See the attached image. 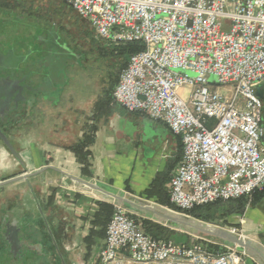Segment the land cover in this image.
<instances>
[{
    "label": "built area",
    "instance_id": "1",
    "mask_svg": "<svg viewBox=\"0 0 264 264\" xmlns=\"http://www.w3.org/2000/svg\"><path fill=\"white\" fill-rule=\"evenodd\" d=\"M63 1L99 37L143 43L120 71L112 97L181 137L182 157L168 184L179 212L264 186L262 100L257 94L264 83V0ZM211 75L215 81H209ZM99 264L248 260L233 248L214 253L201 244L154 239L138 218L115 206Z\"/></svg>",
    "mask_w": 264,
    "mask_h": 264
},
{
    "label": "crops",
    "instance_id": "2",
    "mask_svg": "<svg viewBox=\"0 0 264 264\" xmlns=\"http://www.w3.org/2000/svg\"><path fill=\"white\" fill-rule=\"evenodd\" d=\"M30 70L34 71L31 66ZM44 78L40 73L24 81L25 98L16 111L1 118V123L27 168L53 167L29 180L48 217L64 264H99L106 230L101 233L102 225L92 221L97 202L108 201L94 190L82 189L69 176L154 200L146 191L157 175L173 174L179 137L164 123L115 102L108 105L107 112L96 114L94 104L101 94L93 99L91 110L82 112L77 101L79 89L72 92L68 80L48 83ZM39 86H43V92L39 89L32 95L31 89ZM257 92L262 100L264 131V83ZM92 126L95 131L88 147L91 175L87 176L69 147ZM22 172L0 143V180ZM168 184L165 187L169 189ZM5 195L12 198L5 202L7 205L0 204V264H60L27 183L19 180L1 186L0 200ZM236 217L239 230L264 245V197L248 207L245 215Z\"/></svg>",
    "mask_w": 264,
    "mask_h": 264
},
{
    "label": "trees",
    "instance_id": "3",
    "mask_svg": "<svg viewBox=\"0 0 264 264\" xmlns=\"http://www.w3.org/2000/svg\"><path fill=\"white\" fill-rule=\"evenodd\" d=\"M3 1V0H0ZM29 5V9L34 6L37 0H14ZM50 1V0H49ZM54 4L71 8L63 0H52ZM71 10L80 17L72 8ZM88 24V22H87ZM89 25V24H88ZM85 33L91 38L92 49L98 53L99 58L105 61L110 58L109 70L107 72V84L102 88L101 96L95 101L94 110L96 114L107 112L108 105L113 101L112 90L118 81L120 71L126 66L131 54L144 48L143 43H117L110 42L95 33L90 27ZM93 31V32H92ZM61 51L76 54L73 48L64 41L53 28H47L44 23L37 20L29 22L28 18H23L17 13L4 12L0 14V127L4 130L1 120L7 113L16 111L18 104L25 98L23 91L24 81L29 76L44 74L48 83H64L58 75H61L62 68L54 67L50 60L57 57ZM63 54H60L61 56ZM64 56V55H63ZM50 62V63H49ZM70 61L64 62L65 69L70 66ZM63 63V61H62ZM29 66L33 70L28 71ZM36 66H39L36 69ZM41 68V69H40ZM40 70V71H39ZM43 86L32 88L31 91H39ZM25 93H27L25 91ZM35 92L32 93V95ZM36 94V93H35ZM20 105V104H19ZM97 116V115H96ZM2 118V119H1ZM95 126H92L88 133L83 134L82 138L70 145V149L75 154L78 162L82 165L81 171L84 175L90 176V156L89 145L93 141ZM179 137L178 153L175 160V167L182 157V143ZM1 143V141H0ZM174 167V168H175ZM173 168V169H174ZM172 174L161 177L157 175L146 191L148 197H154L157 203L172 208L176 211L180 209L170 201L169 189L165 184L169 182ZM264 197V186L255 189L249 195H243L230 199H218L209 203L195 205L185 210L184 213L197 219L215 223L222 226L239 227V222H232L233 216H241L248 207L256 205ZM52 197L49 202L51 203ZM98 210L94 213L93 223L101 224V233L106 230L108 221L114 211V205L105 201H98ZM137 218V215H134ZM144 232L154 239L172 240L178 244H189L191 237L188 233L180 232L166 225H162L148 218L138 216ZM204 247L214 253L225 251V247L212 243L204 242ZM252 264H255L252 262Z\"/></svg>",
    "mask_w": 264,
    "mask_h": 264
},
{
    "label": "rangeland",
    "instance_id": "4",
    "mask_svg": "<svg viewBox=\"0 0 264 264\" xmlns=\"http://www.w3.org/2000/svg\"><path fill=\"white\" fill-rule=\"evenodd\" d=\"M4 12L17 13L23 18H28L29 22L37 20L39 23H44L47 28H53L64 41L68 42V45L73 48L76 54L74 55L72 52H70L71 54H67L68 52L61 51L59 55L63 54L64 56L58 55L57 57H53L50 62L54 67H58L59 65V68H62L61 75L59 74L58 76L63 79L64 82L68 80V83H71L70 90H72V92L78 91L79 89L80 92L78 93L77 101L79 102V108L82 112L91 110L93 99L101 94L102 88L107 84L106 76L111 60L108 58L105 61L104 58H99L98 53L92 49L91 38L85 33L86 30L91 31L87 21L78 17L68 6L59 7L57 4H54L52 0L34 1V6L31 9H29V5L26 3H20L14 0H3L0 1V14ZM66 60L70 61V66L65 69L64 62ZM176 71L180 70L176 69ZM187 75L194 76L195 74L194 72L187 71ZM215 79V76H209L210 82L215 81ZM220 90L225 92L222 86ZM225 94H228V92ZM2 190H4V188ZM11 198L12 195H5L4 198H1L0 204L4 203L7 205L5 202ZM43 212L45 211L43 210ZM47 218L46 216V219ZM230 220L232 222H238L236 216H233ZM224 227L231 230L234 229L236 232H241L239 227L236 226L226 225ZM241 233L243 234V232ZM189 235L191 240L190 243L186 245L201 244L205 246L204 242H210L202 235L193 233H189ZM50 240V244L54 250L53 255L58 256V260L60 259L61 261L62 256H60L58 252V246H55L51 237ZM246 258L248 260L247 256ZM60 264L64 263L61 261Z\"/></svg>",
    "mask_w": 264,
    "mask_h": 264
},
{
    "label": "water",
    "instance_id": "5",
    "mask_svg": "<svg viewBox=\"0 0 264 264\" xmlns=\"http://www.w3.org/2000/svg\"><path fill=\"white\" fill-rule=\"evenodd\" d=\"M257 94L260 96L259 92H257ZM0 141L23 169V172L20 174L0 180V187L19 180H24L27 183L42 222L46 227V230L53 243L57 247L52 235V231L49 227V223L29 180L31 176L41 174L46 169H52L53 167L42 166L36 170H30L27 168L19 152L14 148L13 144L10 142L9 138L1 127ZM69 177H71L74 181H77L81 185L82 189L94 190L114 206H120L134 215L142 218H148L180 232L202 235L208 239L207 241L219 244L225 248H233L243 252L248 257V262L251 264L252 262L255 264H264V245L258 241L247 238L240 233L234 232L229 228L197 219L186 213H182L167 206L161 205L154 200H148L135 194L126 193L125 191L118 190L107 184L100 182H87L73 176ZM247 209L243 215L246 214ZM61 261L63 262V260Z\"/></svg>",
    "mask_w": 264,
    "mask_h": 264
},
{
    "label": "bare ground",
    "instance_id": "6",
    "mask_svg": "<svg viewBox=\"0 0 264 264\" xmlns=\"http://www.w3.org/2000/svg\"><path fill=\"white\" fill-rule=\"evenodd\" d=\"M132 214V213H131ZM133 215V214H132Z\"/></svg>",
    "mask_w": 264,
    "mask_h": 264
}]
</instances>
